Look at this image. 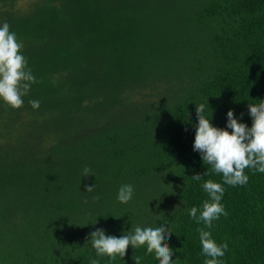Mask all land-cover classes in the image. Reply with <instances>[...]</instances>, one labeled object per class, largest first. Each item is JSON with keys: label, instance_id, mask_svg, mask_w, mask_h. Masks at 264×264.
<instances>
[{"label": "trees", "instance_id": "16d2710c", "mask_svg": "<svg viewBox=\"0 0 264 264\" xmlns=\"http://www.w3.org/2000/svg\"><path fill=\"white\" fill-rule=\"evenodd\" d=\"M4 22L37 82L21 108L0 101V264H159L146 245L97 256L90 233L161 225L174 264H204L188 210L208 179L228 213L205 228L218 259L264 264V173L226 185L193 151L197 106L231 133L227 112L251 127L264 100V0H0Z\"/></svg>", "mask_w": 264, "mask_h": 264}, {"label": "clouds", "instance_id": "9594fccd", "mask_svg": "<svg viewBox=\"0 0 264 264\" xmlns=\"http://www.w3.org/2000/svg\"><path fill=\"white\" fill-rule=\"evenodd\" d=\"M23 44L18 41L16 33L10 31L7 22L0 25V101H3L13 109L23 106V97L26 96L36 77L27 66V59L22 54ZM33 109L40 107L39 100L29 101ZM205 104H200L195 108L196 119L195 137L193 151L199 152L202 161L211 165L214 173L222 174L223 184L230 186L246 185L249 177L245 174V169H255L264 173V100L259 104H248V114L252 118V125L238 122L234 118L232 110L227 112L226 128L231 129V133L226 129L217 128L203 114ZM203 175H208L207 172ZM91 176V170L84 168L82 177ZM200 174H194L191 178L195 181L201 180ZM95 185H85L86 192H92ZM203 190L208 194L209 200H205L199 216L198 209L192 207L188 210L189 216L197 224L201 221L206 229L212 227V222L227 216L223 205L220 203L224 188L221 183L211 179L204 181ZM133 186L131 184L121 185L117 199L121 203L129 202L133 197ZM98 199V197H94ZM205 228H197L199 233L202 254L205 259L204 264H222L218 258L225 255L227 243L217 244L211 238V232ZM172 233L166 226L145 227L137 226L133 233L121 235L120 237L105 235V230L96 228L90 233L91 244L97 256H107L115 259L117 255L123 258L129 246L138 248L145 246L147 253H154L159 264H174L171 257L173 250L168 247L166 238ZM140 257H137L135 264H139ZM91 264H99L98 260H92Z\"/></svg>", "mask_w": 264, "mask_h": 264}]
</instances>
